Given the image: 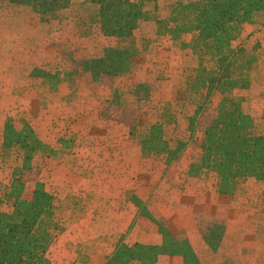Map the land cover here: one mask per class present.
<instances>
[{"label": "trees", "instance_id": "obj_1", "mask_svg": "<svg viewBox=\"0 0 264 264\" xmlns=\"http://www.w3.org/2000/svg\"><path fill=\"white\" fill-rule=\"evenodd\" d=\"M7 1L27 8L39 24L68 18L87 36L116 39L114 46L104 48L99 56L82 59L72 70L60 74L35 67L29 76L40 80L56 97L66 84L69 93L61 99L68 103L77 94L78 78L109 88L104 102L107 108L120 110L119 120L127 125L129 138L140 147L144 162H160L168 169L188 146L195 145L199 155L190 162L187 175L216 174L218 194L233 197L250 178L264 183V129L245 112L246 99L238 95L250 88L251 75L262 62L259 42L253 46L257 49L254 53L240 41L245 26L264 28V0H176L164 18L160 16V0H83L76 6L71 0ZM147 21L155 23L157 38H167L196 58L197 65L186 71L183 94L175 102L154 103L153 88L146 82H138L128 91L115 86L118 79L133 72L153 42L135 37V31ZM186 34L191 40L181 41ZM217 94L219 100L214 106ZM130 95L134 109L125 103ZM145 111L153 112L154 122L141 127L139 114ZM180 116L187 125L186 140L167 139L165 127L177 128ZM72 144L61 137L51 149L26 121L21 120L19 128L12 120L5 121L0 162L13 166L8 183L0 181V264H50L48 252L61 227L56 198L38 178L40 169L34 159L38 154L60 155ZM28 183L32 189L26 196ZM128 198L139 216L157 226L162 243L128 245L120 237L101 264H157L160 256H178L184 264H201L183 233H171L166 221L153 218L144 202L134 195ZM224 232L223 220L215 218L201 234L209 249L216 252ZM221 264L235 263L225 257Z\"/></svg>", "mask_w": 264, "mask_h": 264}, {"label": "rangeland", "instance_id": "obj_2", "mask_svg": "<svg viewBox=\"0 0 264 264\" xmlns=\"http://www.w3.org/2000/svg\"><path fill=\"white\" fill-rule=\"evenodd\" d=\"M175 1L160 0L161 18L166 16L169 6ZM67 20L62 18L50 24H39L27 8L12 7L7 0H0V145L7 119L12 120L16 128L21 126V120L29 123L37 137L51 149H55L61 137L74 143L73 147L60 152V155L55 153L47 157L38 154L34 163L40 169L38 178L56 198V213L61 227V233L48 252L50 264H89L99 262L113 249L115 239L109 234V228L117 224L119 212L124 210L119 206L122 193L134 185L142 184V180L145 182L149 179L150 171L156 166L152 162L140 163L125 156L126 145L129 144L127 140L130 139L128 128L119 120L120 110L116 106L107 108L104 102L109 96V88L88 84L78 78L75 82V100L72 98L74 102L68 103L61 99V96L69 93L66 84L61 86L65 94L56 97L47 91L40 80L29 76L35 67L64 73L74 69L82 59L99 56L104 48L116 44V41L99 34L87 36L81 27ZM253 30L254 27H246L240 42L245 49L255 53L257 49L253 46L256 39L263 46V49L260 46L263 51L264 32L258 30L254 33ZM149 36L153 39L152 35ZM183 37L186 42L191 40V35ZM160 41L163 43L164 39L154 38L152 49L159 46ZM171 47L177 48L172 43V46L162 51V59H140L135 63L133 72L118 79L115 86L121 91H128L139 82L137 78L140 77L152 86L154 103L175 102L183 94L185 72L195 67L197 61L188 54L177 55ZM153 56H157V53H149L146 58ZM260 60V66L251 75L252 85L247 90L239 91L238 95L246 99L245 112L254 119L258 128L264 129V59ZM158 91L162 94L154 97ZM127 99L125 103L129 109H134L131 95ZM218 100L217 94L213 98L214 106ZM152 113L145 111L139 114L141 127L150 121L154 122ZM182 117H177V128L173 125L165 127L167 139L186 140L187 125ZM109 141H112L111 144ZM105 143L112 145L107 159L102 160L99 155L107 149H97V155L92 153L95 156L87 152L91 147L100 148ZM186 152L192 159L199 155L195 145L188 146ZM12 166V163L4 165L0 162V181L3 185L9 181ZM163 166L156 175L164 180L161 194L173 196L174 200L180 199L183 203L186 181L178 174L179 170L175 171L177 166L162 170ZM132 171L134 174L127 173ZM194 179L192 181L195 183H208L205 188H211L208 190L210 194L217 187L216 174ZM172 187L175 188L174 192ZM31 189L32 183H28L26 196ZM228 199L234 202L233 206L239 205V213L234 217L245 215L248 212L245 206L250 203L249 225L243 228L245 240L240 242L238 248L233 236L225 240L226 246L220 253L221 260L228 257L235 264H264V183L250 178L239 192ZM163 203L161 197V201L156 202L158 205L151 207L149 204L148 209L153 218L165 221L160 215ZM203 215L200 213L199 217L202 219ZM213 219H199L198 222L205 227ZM238 227L236 223L231 225L233 235L239 232ZM238 250L240 255H237Z\"/></svg>", "mask_w": 264, "mask_h": 264}, {"label": "crops", "instance_id": "obj_3", "mask_svg": "<svg viewBox=\"0 0 264 264\" xmlns=\"http://www.w3.org/2000/svg\"><path fill=\"white\" fill-rule=\"evenodd\" d=\"M82 1L83 0H71L73 5L81 4ZM12 7H15V6H12ZM66 22L71 23V20L69 19ZM246 27H254V30H253L254 33H257L255 31H258V30L259 31L261 30L264 32V28L262 29L261 27L245 26L244 31L241 35V40L244 36ZM155 31H156V25L154 22H150V21L143 22L139 26V28L135 31L136 39H138L140 36L146 39H150L151 41L154 38L159 39V40L164 39L163 43H161V41L158 42L159 46L153 47V49H152L153 44L151 42L152 45H150L148 51L145 53V55L141 59H150V58L151 59H162L161 58V56H163L162 51H164V49H167L168 46H172L173 42L168 40L167 38H157L155 36ZM149 35H152L153 39H151L150 38L151 36ZM100 36L103 38H108L102 35ZM109 39L116 41L115 38L109 37ZM181 41L186 42L183 36L181 37ZM254 41L258 42V40L256 39ZM174 46L176 45L174 44ZM176 47L179 48L178 46ZM261 47L263 49L262 45ZM177 48L171 47V49H173L177 53V55L180 56L181 54H184V55L188 54L192 56V54L189 53L188 51H183L180 48L179 50ZM149 53L151 54L157 53V56L146 58V56H148ZM164 59H167V58H164ZM262 59H264V50H263ZM138 76L139 74L137 73V77ZM137 80H139V82H144L142 81V79H140V77H138ZM60 94H65V93H62V88H60ZM159 94H162V93H160L159 91L155 92L154 97H157V95ZM73 100L75 99L73 98ZM109 142L111 144L112 141H109ZM127 143L129 144L126 145L127 154L125 153V156L132 157L133 161L135 160V161H140V163H145L144 159L142 158L140 147L134 141L130 139L127 140ZM111 147L112 145L105 143V144H102L100 148L91 147L89 151L87 152L91 155H93L92 153L97 155L98 154V152H96L98 151L97 149H103V150L107 149L106 151H103L102 154H99L101 155V159L105 160L107 159V156L109 154L108 150ZM191 161H192V158L188 157L187 152L185 151L182 158L178 162L174 163V165L177 166V169L175 171L179 170L178 174H180L182 179L186 181L183 187L184 188L183 203H182V200L180 199L176 198L177 200H174L175 197L173 196L161 194V186L163 185L164 180H160V178H157L156 175L158 172L161 171L162 163L152 162L156 166V168H153L150 171V176H149V179L145 181L146 183L142 180V184L134 185V187H131L129 190L124 191L122 193L121 198L118 197L119 206L124 208V210L119 212L120 219L117 222V224L109 228V232H110L109 234L112 236V238L116 240L120 237H123L124 242L128 245H132L134 243H140V244H145V245H160L162 243V236L158 232L157 226L151 220L138 215L137 209L135 208V206L130 201H128L129 199L128 195L136 196L138 199L144 202L148 208H149V204L151 207L158 205L156 204V202H160L161 197H162V199L164 200V203L163 205H161L162 208L160 211L161 213L160 215L162 218L165 219L168 230L173 234L179 233L180 231L183 232V234L187 238L188 242L190 243L193 251L195 252L201 264H221L223 260H221L220 253L222 252L223 248H225L226 246L225 240L227 238H230L231 236H233L232 238L234 239L233 241L235 242V246L238 248L240 242L242 243V240L243 241L245 240V237H244L245 231H243V228L245 226L248 228V225H249L248 216L250 213L249 209L251 207L250 203L245 206V208L248 209V212L245 215H242V216L237 215L234 217V215L239 213L237 212L239 209V205L237 207L233 206L234 202L228 199L232 197L218 194L216 186L214 188V192L210 194L208 193V190L210 191L211 188H209L208 190L205 188L208 186V183L200 184L201 182L195 183L192 181V180H195L194 178L196 179L201 178V177L206 178V176L202 175L200 177H189L187 175V170H188V167ZM163 167L164 168H162V170H165L166 167L165 166ZM127 173L134 174V171L127 172ZM202 182L204 181L202 180ZM170 186H173V185H170ZM172 189H173L172 192H174L175 188L172 187ZM236 204H239V203L236 202ZM242 206L243 205H241V207ZM242 209H244V207ZM200 213L205 214L202 217L203 220H205L206 218H211V219L222 218L224 222L225 232H224L221 244L219 246V250L216 252L211 251L209 247L206 245L205 241L203 240L201 232H202L204 225L198 222L199 219L202 220L199 217ZM233 223L239 224V227H238L239 232L237 231L238 233L234 235L232 234L233 229L231 228V225ZM238 251L239 253H237V255H240L241 252L240 250ZM104 258H102L97 263L92 262L89 264H101L104 261ZM157 264H184V262H183V259L178 256H160L158 258Z\"/></svg>", "mask_w": 264, "mask_h": 264}]
</instances>
